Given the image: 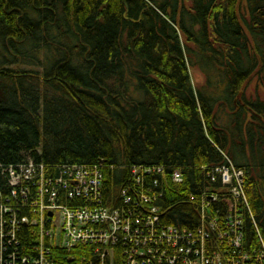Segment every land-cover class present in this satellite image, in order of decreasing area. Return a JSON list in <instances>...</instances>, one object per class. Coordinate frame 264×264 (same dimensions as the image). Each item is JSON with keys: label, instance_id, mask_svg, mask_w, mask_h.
<instances>
[{"label": "trees", "instance_id": "1", "mask_svg": "<svg viewBox=\"0 0 264 264\" xmlns=\"http://www.w3.org/2000/svg\"><path fill=\"white\" fill-rule=\"evenodd\" d=\"M192 66L205 76L197 88ZM251 77L264 90V0H0V209L19 205L5 201L4 168L29 158L52 176L65 164L98 165L117 206L133 167L163 166L166 177L146 176L164 189L161 220L194 229L205 168L232 163L249 201L245 249L261 251L264 96L247 95ZM40 231L23 226L11 246L35 257Z\"/></svg>", "mask_w": 264, "mask_h": 264}, {"label": "built area", "instance_id": "2", "mask_svg": "<svg viewBox=\"0 0 264 264\" xmlns=\"http://www.w3.org/2000/svg\"><path fill=\"white\" fill-rule=\"evenodd\" d=\"M133 168L134 183L123 189V202L117 206L105 200L98 165L65 164L57 176L32 158L5 167L11 187L5 201L18 198L19 205L13 210L3 204L0 209V264H117V249L122 251L121 264H264V245L254 253L245 249L249 201L242 169L232 163L205 168L211 183L201 192L200 221L189 229L162 222L163 207L155 204L164 192L160 178L147 185L152 171L166 177L165 167ZM171 179L180 187L184 175L175 169ZM79 198L81 204L68 202ZM191 200L196 201L194 195ZM25 206L31 215L21 214ZM33 213L39 217L31 219ZM31 222L41 227L35 257L11 246ZM56 250L67 253L64 262L55 259ZM91 253L97 261L87 263Z\"/></svg>", "mask_w": 264, "mask_h": 264}, {"label": "rangeland", "instance_id": "3", "mask_svg": "<svg viewBox=\"0 0 264 264\" xmlns=\"http://www.w3.org/2000/svg\"><path fill=\"white\" fill-rule=\"evenodd\" d=\"M184 37L182 36V39ZM184 40V39H183ZM190 74H191V79L193 82L194 87H198L202 85L205 82V76L203 75L202 71L197 68V67H190ZM261 85L258 84L257 77H251L248 81V83L245 85V92L247 95H252V96H258L261 94V96H264V90ZM59 222V216L57 218V223Z\"/></svg>", "mask_w": 264, "mask_h": 264}]
</instances>
